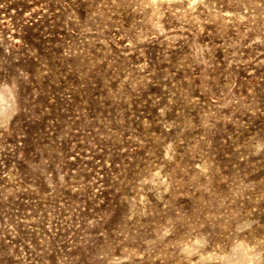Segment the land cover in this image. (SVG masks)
I'll return each instance as SVG.
<instances>
[{
    "label": "rangeland",
    "instance_id": "1",
    "mask_svg": "<svg viewBox=\"0 0 264 264\" xmlns=\"http://www.w3.org/2000/svg\"><path fill=\"white\" fill-rule=\"evenodd\" d=\"M0 264H264V0H0Z\"/></svg>",
    "mask_w": 264,
    "mask_h": 264
},
{
    "label": "bare ground",
    "instance_id": "2",
    "mask_svg": "<svg viewBox=\"0 0 264 264\" xmlns=\"http://www.w3.org/2000/svg\"><path fill=\"white\" fill-rule=\"evenodd\" d=\"M2 100V98L0 97V101Z\"/></svg>",
    "mask_w": 264,
    "mask_h": 264
}]
</instances>
